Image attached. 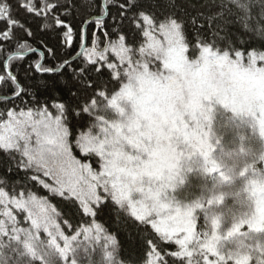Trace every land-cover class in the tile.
<instances>
[{
  "label": "snow or ice",
  "instance_id": "1",
  "mask_svg": "<svg viewBox=\"0 0 264 264\" xmlns=\"http://www.w3.org/2000/svg\"><path fill=\"white\" fill-rule=\"evenodd\" d=\"M0 109V264H264V156L227 228L182 190L264 141V0H0Z\"/></svg>",
  "mask_w": 264,
  "mask_h": 264
},
{
  "label": "rangeland",
  "instance_id": "2",
  "mask_svg": "<svg viewBox=\"0 0 264 264\" xmlns=\"http://www.w3.org/2000/svg\"><path fill=\"white\" fill-rule=\"evenodd\" d=\"M221 111L222 108L218 110V114ZM227 119L231 121V126L227 131L221 128L219 121L215 125V133L221 138L222 144L217 145L215 153L207 161L199 157L193 161V167L198 170V177L189 179L190 187L187 181L182 189L185 199L188 201L201 198L206 202L223 196V207L217 206L213 211L224 215L222 225L224 228L229 227L236 214L244 210V201L239 195L243 187L238 175L240 169L246 162L264 156V141L259 137L258 129L254 128L252 121L248 117L230 116ZM245 130L249 131L248 135L244 132ZM227 133H230L231 136H226ZM241 144L247 149V154L239 152L238 147ZM214 167L222 168L225 176L229 179H224L218 173H213L211 170ZM205 169L208 170V174H205ZM199 223L200 221L197 222L198 228Z\"/></svg>",
  "mask_w": 264,
  "mask_h": 264
},
{
  "label": "trees",
  "instance_id": "3",
  "mask_svg": "<svg viewBox=\"0 0 264 264\" xmlns=\"http://www.w3.org/2000/svg\"><path fill=\"white\" fill-rule=\"evenodd\" d=\"M79 18H77V20L76 21H74V24L76 25V26H78L79 25ZM61 89H63V81H60L59 82V86H58V89H57V92L55 93V94H62L61 93ZM41 99H44L45 97H43V96H41L40 97ZM0 110H2V109H0ZM247 135L249 134V131H247V130H245L244 131ZM226 136H231V134L230 133H227L226 134ZM241 137H243V135H240ZM188 183H189V187H190V182L188 181ZM50 200H51V202L55 205L56 204V199L55 198H50ZM112 227H115V225H112Z\"/></svg>",
  "mask_w": 264,
  "mask_h": 264
}]
</instances>
